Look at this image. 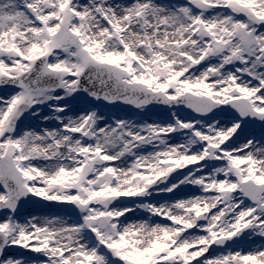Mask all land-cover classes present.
<instances>
[{
  "label": "snow or ice",
  "instance_id": "snow-or-ice-1",
  "mask_svg": "<svg viewBox=\"0 0 264 264\" xmlns=\"http://www.w3.org/2000/svg\"><path fill=\"white\" fill-rule=\"evenodd\" d=\"M257 123L264 0H0V264H264Z\"/></svg>",
  "mask_w": 264,
  "mask_h": 264
},
{
  "label": "bare ground",
  "instance_id": "bare-ground-1",
  "mask_svg": "<svg viewBox=\"0 0 264 264\" xmlns=\"http://www.w3.org/2000/svg\"><path fill=\"white\" fill-rule=\"evenodd\" d=\"M92 99H94V98H92ZM68 104L70 105V107L73 109V111L74 112H79V111H81L82 109H84V108H88V107H84V106H82L81 108L82 109H78V108H76V104H75V99L74 98H69L68 99ZM90 108H93V107H90ZM96 109H98L105 117H107V118H109V119H111L112 117H119V118H127V119H129V118H131V119H133L134 118V115L133 116H131V115H126L125 116V113L126 112H124V113H117V112H110V111H105L104 109H99V107H95ZM45 111V114H48V110L47 109H45L44 110ZM121 112H123V111H121ZM69 114H71V113H69ZM139 113H137V115H138ZM129 117V118H128ZM169 116H167V117H161V116H159L158 118H160V119H158L157 120V116H154V115H148V116H142V115H138V121H160V120H164V119H167ZM151 118H154L153 120L151 119ZM27 123V122H26ZM55 122L54 121H50L49 122V124H54ZM251 133H253V132H251V131H248V130H246V131H244L241 135L242 136H244V135H249V134H251ZM263 134V133H262ZM262 134H256L257 136V138H260L261 137V135ZM193 191V189H191V188H189V187H184L182 190H181V192L180 193H177V195H182V194H184V193H191ZM160 199H170L171 198V194H162L160 197H159ZM39 200H34V202H33V206H35L34 207V210H37V208H38V206L37 205H39ZM40 207V206H39ZM43 208L45 209V210H48V207H44L43 206ZM68 208V207H67ZM69 209V208H68ZM32 210V209H31ZM30 210V211H31ZM39 211V210H38ZM37 211V212H38ZM69 211L71 212V210L69 209ZM34 212H36V211H34ZM34 212H30L29 214L27 213L26 215H23V214H20V213H18L19 215V217H27V216H29V215H36V216H42L43 214H40V213H35V214H33ZM59 213V212H58ZM245 239V238H244ZM262 241L261 240H259L258 238H252V239H250V238H248V237H246V239H245V241H244V243L242 244V243H240V245L239 246H237L236 248H234V249H237V250H239V249H243V250H248L249 248H251V247H253L255 244H259V243H261ZM219 248H216L215 250L217 251ZM222 249H220V250H218V251H221ZM217 251V252H218Z\"/></svg>",
  "mask_w": 264,
  "mask_h": 264
},
{
  "label": "rangeland",
  "instance_id": "rangeland-1",
  "mask_svg": "<svg viewBox=\"0 0 264 264\" xmlns=\"http://www.w3.org/2000/svg\"><path fill=\"white\" fill-rule=\"evenodd\" d=\"M75 104H76V108H78V109H82L81 107L82 106H84V107H88V108H90L91 107V104L90 105H87V104H83L80 100H79V98H78V96H76L75 98ZM127 107L129 106V105H126ZM99 109H104L105 111H110L111 112V110H109L108 108H105V107H99ZM102 112V111H101ZM112 112H117V113H121L122 114V112L120 111V110H117V109H115V110H113ZM137 113H139L138 115H142V116H148V115H154V116H157V120L158 119H160V118H158L159 116H161V117H167V116H170V111L169 110H167L166 108L165 109H160V110H158V111H156L155 113H150L147 109H145V110H135V111H128V112H126L125 113V116L126 115H131V116H133L134 115V118L132 119V120H136V121H138V115H137ZM184 114V113H183ZM129 118V117H128ZM129 119H131V118H129ZM152 120L154 119V118H151ZM246 130H248V131H251V132H253L254 134H255V136H257L256 134H262V132H261V130H259V129H256V128H253V127H245V131ZM264 134V133H263ZM180 195H177V197H179ZM49 203V202H48ZM50 204H52L53 205V208H48V210H45L44 208H43V206H38V208H37V210H34V207L32 208V210L31 211H28V212H34V211H36V212H34L33 214H35V213H40V214H43V215H48V214H52V213H69L70 214V211H69V209L67 208V207H65V206H58V205H55V204H53V203H50ZM29 210V209H28ZM39 210V211H38ZM38 211V212H37ZM29 214V213H28ZM0 215H3L2 213H0ZM245 239H246V237H245ZM245 239H241V240H239V241H237V243L236 244H233V245H230V247L231 248H236L237 246H239L240 245V243H244V241H245ZM222 251V250H221ZM221 251H218V252H214V251H212V254L213 255H217V254H219Z\"/></svg>",
  "mask_w": 264,
  "mask_h": 264
},
{
  "label": "water",
  "instance_id": "water-1",
  "mask_svg": "<svg viewBox=\"0 0 264 264\" xmlns=\"http://www.w3.org/2000/svg\"><path fill=\"white\" fill-rule=\"evenodd\" d=\"M79 96L83 99V101H85V102L89 101V99L87 98V94L86 93H81ZM133 109H134V107H133ZM152 110H155V109H152Z\"/></svg>",
  "mask_w": 264,
  "mask_h": 264
}]
</instances>
